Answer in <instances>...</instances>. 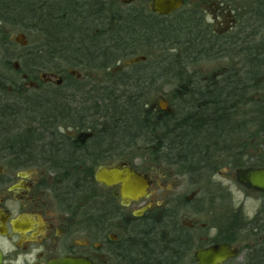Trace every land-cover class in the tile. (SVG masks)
Wrapping results in <instances>:
<instances>
[{"label":"flooded vegetation","instance_id":"obj_1","mask_svg":"<svg viewBox=\"0 0 264 264\" xmlns=\"http://www.w3.org/2000/svg\"><path fill=\"white\" fill-rule=\"evenodd\" d=\"M154 1L63 0L69 59L75 61L94 60L100 55L101 47L104 44H110L109 40L118 36L119 33L115 29H117L118 20L123 18L128 22L125 26L126 30H133L132 24L137 20V24L142 21L148 29L153 23V27H156L159 33L164 31L167 24L172 21L176 31H179L183 38L187 39L180 42V45L185 46L189 43L194 49L203 47L207 49L212 46L215 51H219L220 48L224 49L221 53L215 52V55L210 57L201 55L202 60L229 58V47L233 40L243 46L256 44L259 40L257 37H253L251 30L253 25L248 21L256 19L257 16L254 17L253 8L255 7L254 9L259 12L260 7H256V5L260 2L264 3V0H243V2H239L240 6L238 7L234 6L233 1L230 0H182V6L168 14L156 12ZM118 9L124 10L119 17L116 16ZM103 11L106 13L108 11L107 14H111L102 15ZM247 15H251L248 16L249 19H247ZM1 23L4 24L0 21ZM106 23L109 26L103 29L100 36L102 39L95 40L91 31L94 30L95 32H93L96 33L98 30L94 27L99 24L106 25ZM75 24L80 25L78 30L73 29ZM115 45L116 43L113 44V46ZM72 46L79 47L81 52L76 54V50H73ZM109 50L112 51V49ZM104 51V56L108 59L112 53ZM136 64L138 63L134 62L130 65ZM67 71V73L44 71L40 74L38 81L30 80L29 75L23 73L22 79L29 82H24L23 87L16 89L33 90L37 98L44 94L50 96L49 87L57 90L64 88H69L70 91L76 90L73 84L76 83V80H81L82 75H76L71 69ZM189 73L198 76L200 80L208 81L219 79L225 72L221 71V73H213L209 76L200 74L199 70L195 69L190 70ZM93 90L97 89L93 88ZM2 97L0 95V98ZM44 105L45 103L17 104V111L26 112L24 118L5 119L6 113L1 110L0 116L3 117H0V124L12 121L16 125L15 131L18 125L22 124L31 126L28 128L30 131H38L36 125L39 126L44 122L57 123L58 119H37L31 116L36 112L35 106L43 107ZM63 108L65 110L64 118L60 122L64 128H57L56 135L53 133V129L46 128L47 134L43 135L48 140L49 149L54 151L53 149L56 147V153L60 157L50 169L37 165L35 161L20 159L27 155V152L20 147L15 152L0 147V251L3 256L1 264H52L56 260L65 259L69 260L66 264H80L82 259L90 264H112V259H115V263L119 264L116 258L117 251L122 246V240L126 237L124 234L121 235L122 230H125V234L128 235L133 229L126 223L146 215L149 221L160 220L165 213L166 209L163 206L166 203L162 205L158 193L155 192V189L163 188L161 177L166 178L177 173L173 180L179 181V185L188 184L195 188L196 192L193 191L191 197H187L189 200L193 198V194L201 190L202 186L197 187L199 181L210 175L214 177L218 173L217 159L219 157L229 159L226 164L229 176H232L236 183L245 189L247 188L237 181L236 170L264 167V159L258 158L260 154H264V139L258 140L257 137H254L245 149L244 134L243 136L239 134L238 139L241 140L239 143L242 144H235L229 150L231 143L229 142L228 127L225 128L226 133L222 143L225 150L211 151L209 159L205 161V166L202 167L203 169L201 168L202 170H198L199 167H189L191 165L189 164L190 158L189 162L186 159L188 167L181 166L179 169L181 171L174 172V174L170 170L166 172V168L164 170L160 165L148 162L151 152L147 147L149 143L143 152L147 164L142 167L135 166L125 159L117 160L116 125L110 122L108 125V119H104L101 123L97 122L94 118L86 117V114L82 112H77V116H73L72 108L67 106ZM170 111L171 107L168 112ZM17 121L19 122L17 123ZM228 121V119L225 120V123L228 124ZM0 128L2 129V127ZM1 129L0 132L3 130ZM259 142H263L260 145L263 146V149L259 147ZM256 145L258 148H255ZM237 146L243 148L237 149ZM252 147L254 151H252ZM157 151L161 157L164 155V150ZM13 152L18 159L11 160L12 162L7 161ZM151 153H156V150L153 149ZM244 155L248 156L246 161L242 158ZM251 158L258 159V163L249 164ZM164 159L167 160V157L164 156ZM167 161L169 162V160ZM260 161L263 163L260 164ZM119 163L130 166L142 177L148 179L150 182L149 193L144 199L125 205L119 195V185L106 186L96 180L95 175L100 168H113ZM182 164L185 163H180V165ZM183 176L187 178V181L182 178ZM229 176L224 178L230 179ZM154 184L158 185L153 190ZM215 184L218 185V189L227 190L228 188L221 181H216ZM260 194L264 195V193ZM118 206L130 210V212L122 216L117 213ZM135 206L138 208L134 209ZM141 209H145V211L142 215L137 216L136 212ZM193 225H190L191 229L194 227ZM218 243L231 244L225 240L213 241L202 247ZM232 246L238 248L234 244Z\"/></svg>","mask_w":264,"mask_h":264},{"label":"trees","instance_id":"obj_2","mask_svg":"<svg viewBox=\"0 0 264 264\" xmlns=\"http://www.w3.org/2000/svg\"><path fill=\"white\" fill-rule=\"evenodd\" d=\"M256 7H260V11H256L254 7V17L257 16L256 22H260L259 25L261 26L256 25L251 30L254 38L262 33V39H259L256 44L245 46L238 45L236 40H233L229 47V56L231 58L241 54L246 55L245 67L242 68L243 70L245 69L244 74L241 72L242 69L237 71V69L231 68L219 79L200 80L198 76L191 75L189 73L190 70H188L189 66L200 62V59L195 57L199 58L201 55L212 56L215 55V52L221 53L224 49L220 48L219 51H215L213 46L207 49H204V47L194 49L188 43L185 46L180 45L177 47L179 51L174 49V53L167 52L166 55L159 57L155 67L140 69L138 72L130 71L129 74L131 73V76L126 75V80L120 84L122 87L120 88V85H117L119 90H121L120 93L118 92V87L114 88L111 86L112 84L110 86L104 85L98 92V96H100L103 103L107 104L108 120L111 124L116 125V131L119 123V125L127 127L124 133L128 134L131 140L136 141L139 137L146 143H155L157 150H167L164 156L171 163H186V159L191 158V162L188 161L191 164L189 167H197L198 165V170L205 166V161L209 159L208 156L211 151L225 150L222 147V143L226 127H228L229 142L231 143L229 150L235 144L241 142L238 139L239 134L242 136L244 134L246 149L247 144L254 138L252 136L254 128L264 127V112H262L264 108H261V105H264V97L261 95L262 99H257L258 92H256L264 91V3L260 2ZM20 8L28 10L32 20L35 22L32 29L40 32L43 40L38 47H34L36 48L35 51L29 52L24 57L25 64L16 72L27 73L30 76L29 71H27V65L29 64L31 68L36 70L63 73L61 62L57 61L59 54L63 56V53H68L66 46L67 28L65 26L66 23L62 19L65 12L62 0H40L39 2H34L33 0H0V21L4 24L9 23L11 26H15L14 24L19 23L16 18L20 14L15 13V11H19ZM20 21L23 22L24 20L20 19ZM126 23L128 22L124 18L118 20L119 27L124 29L120 28L118 36L113 40H109L110 44H108V48H112L117 56L118 54L124 55L121 59L127 57L129 53H134L135 50L133 49H137L139 44L148 40L146 38L147 33L140 31L144 28H138L140 22L131 31L126 30ZM79 26V24H75L73 29L78 30ZM153 26L154 24L151 23L149 29L147 28L148 32H155L160 38L159 31ZM3 27L5 28L6 26ZM3 27L0 26V44L6 46L11 44V41ZM168 27L169 25L162 31L163 37L157 40L158 44L177 37V35H172L173 31L175 32L176 30ZM73 40L77 41L76 39ZM148 42L153 46V40L150 39L146 43ZM114 43H116L115 46H113ZM72 49L76 50V54L81 52L79 47L72 46ZM109 49H106L103 45L101 47L102 56L105 55L104 50L108 52ZM114 60L102 59L97 62V66L101 68L108 67ZM64 63L68 67H88L89 65L87 64H92L93 61H75L65 58ZM134 78L135 80H133ZM7 79L2 75L0 76V95L3 96L0 98V111L4 110L7 112L4 116L5 119L16 117V107L19 103H24L25 105L34 103L50 104V106L44 105L43 107L35 106L34 108L37 112H34V115L37 116L38 114L44 119L61 117V114H51L53 110H60L64 107L61 103L64 100L63 97L57 94L60 90L53 89L50 96L44 94L37 98L33 90L15 88L8 91V85H11L12 82H8ZM173 80L176 86L168 98L171 111L168 112L159 108H145V100H150L152 95L148 94L147 91L152 90L157 82ZM23 86L24 84H20L15 87ZM251 88H254L252 94L249 93L252 90ZM148 92L152 93L151 91ZM146 104L148 105V103ZM15 108L16 113L10 114L15 111ZM40 109L43 110L41 111ZM227 119L229 120L228 124L225 123ZM6 123L3 122L0 127L4 129ZM8 123L9 128L6 132L11 136L13 135L10 132L12 122ZM45 124L41 123L40 125ZM46 134L43 131H36L35 134L29 132L26 138L21 141V134L17 133V136L12 137L11 144L5 149L15 151L16 148L20 147L24 150L25 142L27 143L29 137L32 135L40 137ZM239 144L241 145L242 143ZM242 148V146H237V149ZM14 158L18 159L15 156ZM15 159L11 158L10 160ZM20 159L25 158L21 157ZM263 212L264 207L260 212L261 218L264 219ZM152 220L147 221L141 228L132 229L130 234L125 235L126 237L122 240V246L117 251L119 264H178L185 261V255L193 249L192 237L185 230H182L177 223L175 224L173 213H163L160 218L161 221ZM262 226L264 228V224ZM161 228H165L169 232L171 230L174 235L167 239V231ZM159 231H165L163 239L158 237ZM225 241L230 242L229 240ZM129 252L133 253L134 256L132 257L131 254L128 257ZM241 264H264V244L250 247Z\"/></svg>","mask_w":264,"mask_h":264},{"label":"rangeland","instance_id":"obj_3","mask_svg":"<svg viewBox=\"0 0 264 264\" xmlns=\"http://www.w3.org/2000/svg\"><path fill=\"white\" fill-rule=\"evenodd\" d=\"M34 2H39L40 0H33ZM61 1V0H60ZM233 1L234 6L238 7L240 6L239 2H243V0H230ZM63 4V0H62ZM64 6V5H63ZM124 10L118 9V12L116 13V16H120V14H123ZM15 13H20L17 15V18L19 23L14 24L15 26H11L9 23L7 24H0V26H6L3 30H5L7 37L11 41V44H8L6 46L0 44V76L8 78V82H12L11 85H8V91H11L19 86L20 84H24L25 81L22 79L23 73H17L15 68V63L18 65L20 64V67L25 64L24 57L32 51H35L36 48L42 43V35L40 32L32 29L33 24L35 23L32 20V17L30 16V13L27 9L20 8L19 11H15ZM108 13V11H107ZM105 11H103L102 15H110L107 14ZM22 14V17H21ZM254 16V14H252ZM247 15V19H249ZM252 16V17H253ZM24 20L23 22L20 21ZM62 19H64V16H62ZM210 19V17H209ZM246 19V20H247ZM141 20V19H139ZM137 20H135V23L132 24V27L135 28L137 26ZM138 24V28H144L140 31L142 33H147L146 38L148 40H153V46L150 45V43H141L137 46V49L134 53H129L132 55H129L125 57L124 59H121L123 54L117 56L115 52L108 51L107 53H112L111 56L108 57V60H114L112 63L105 68H101L97 66V62H100L102 59H106L105 56H102V50L100 52V55H98L93 61L92 64L88 67L84 66H67L66 63H64L65 58H69L68 53H63V56L58 55L57 61L61 62V68H63V73H67L68 69H71L75 72L76 75H82L81 80H76V83H74L73 87L76 88V90H71L69 88H64L57 92L58 95L63 97V101L61 102L63 106H67L69 108H72L71 111H73V116H77V112L85 113L86 117L95 119L97 122H102L104 119H108L109 112L106 109L107 104L103 103L101 101L100 96H98V92L104 85L113 86L114 88L118 87L120 84L124 83L126 80V75L129 74L130 71H140V69H150L152 66L155 67V63L158 61L159 57H162L168 53H174V49H177L176 51H179L177 47L180 46V42L187 40L183 38V35L179 31H173V36L177 35V37H174L166 42H163L161 44L157 43V40L163 37L162 32L159 33L160 38L157 36L155 32H148V27L146 24L141 23ZM171 23L167 24L169 25V29L176 30L174 27V22L170 21ZM64 23V22H63ZM91 23V21H90ZM248 23H251L253 25L252 27L259 25L260 22H256V19H250ZM127 24V23H126ZM109 24L103 25L99 24L94 27V29L98 30L96 33L91 31L92 37L97 40L101 36V33L105 27H108ZM120 25L117 24L115 30H119ZM128 26V25H127ZM261 26V25H259ZM172 32V31H171ZM170 33V32H169ZM175 33V34H174ZM18 34H24L25 38L27 40V45L22 46L18 42L14 41V37ZM181 34V35H180ZM109 35V34H108ZM157 36V38H155ZM258 39H262V33L257 35ZM102 39V38H100ZM187 45V44H185ZM29 46L28 48H26ZM106 49H109L108 44H104ZM181 48V47H180ZM112 49V48H110ZM132 50V51H133ZM182 50V49H181ZM99 53V51H98ZM125 53V52H124ZM127 53V52H126ZM56 56V54H55ZM117 58H115V57ZM245 54H241L236 57H230L229 58H220L218 60H202L201 57H196V59H200V62L197 64H193L189 66L188 70H199L200 74L209 75L211 76L213 73H221V71L226 72L229 71L231 68L242 69L244 68L245 64ZM52 57V55H51ZM141 57V60L139 62H136L138 64L133 65V67L127 66V64L124 65L123 62H126L130 59ZM210 57V56H209ZM57 58V57H56ZM63 58V59H62ZM121 59V60H120ZM107 60V59H106ZM59 62V63H60ZM96 62V64H95ZM9 65V66H7ZM125 66V67H124ZM20 67L18 69H20ZM66 69V71H64ZM27 71H29L30 80H37L40 78V74L44 72L41 69H35L31 68L29 64L27 65ZM245 69L241 70V72L244 74ZM62 73V72H61ZM135 75V74H134ZM35 78V79H34ZM135 80V78L133 79ZM176 83L173 81H160L157 82L152 88L151 91V99L145 100L144 106L145 108H152L154 109L156 106L161 109H169V103L168 98L172 94L171 92L174 91V87ZM25 85V84H24ZM28 85V84H27ZM118 85V86H117ZM66 87V86H65ZM81 87V89H80ZM122 86L120 85V88ZM48 88V87H46ZM48 90L49 93L53 92V88L49 87ZM93 88L97 90H93ZM134 89V88H133ZM252 90L249 92L252 94L254 91V88H251ZM250 90V89H249ZM121 90L118 92L120 93ZM256 91V90H255ZM258 92V98L262 99V96L264 97V91H256ZM87 93V94H86ZM150 98V97H149ZM255 99V98H254ZM45 106H50V104H45ZM83 106V107H82ZM82 107V108H81ZM264 108V105H261V108ZM51 108V107H46ZM41 110V109H40ZM43 110V109H42ZM41 110V111H42ZM61 108L60 110H53L52 113H56V115H60V118L55 117L54 119H58L57 123H46L45 125H36V127L39 129L38 131L45 132L46 128L53 129L54 134L56 135V129H62L64 128V125L61 126L60 120L64 118V112ZM76 113H75V112ZM37 112V111H36ZM264 112V111H262ZM5 113H7L5 111ZM16 113V112H15ZM10 113V114H15ZM26 112L24 111H17L15 114L17 118H24ZM32 113V112H29ZM63 115V117H62ZM33 117L37 119H42V116H39L37 114L33 115ZM13 118V117H12ZM261 118V117H260ZM44 119V118H43ZM12 122V121H11ZM19 121H17L18 123ZM45 123V122H44ZM109 125V120H108ZM41 126V128H40ZM31 126L27 124L18 125L16 131V125L14 123H11L10 126V132L13 135L7 134V130L9 128V123L7 122L4 126V129L0 132V143L2 147L8 148L9 144H11L12 137L17 136V133H20V140L26 138V135L31 132L32 134H35L34 131L28 130ZM45 129H43V128ZM127 127L123 125H119L118 123V129L116 131L117 137V160L125 159L127 161H130L131 164L135 166L146 165V158L144 159V149L145 146L148 145L146 142H143L139 137L136 139V141L131 140L128 134L124 133V130H126ZM124 133V134H122ZM42 136V137H41ZM39 136H27L29 137L27 140V143L25 142V149L23 151L27 152L26 156H22L25 159L35 161L37 165H40L42 167H45L46 169H50V167H53L54 163L60 159L59 155L56 153L57 148L55 147L52 151L49 149L47 145V139L43 135ZM252 136L257 137L258 140L264 139V127H255L254 133ZM55 140L57 138L53 136ZM244 137V136H243ZM8 139V140H6ZM22 143V142H21ZM263 143V142H262ZM261 142L258 143L259 147L263 149V146H260L262 144ZM17 144V143H16ZM258 145L255 146V148H258ZM148 149L153 152L156 150V153L150 152L149 161L151 164L160 165L162 169L166 172L172 171L174 172L181 171L179 170L181 166L188 167V163L180 165V163H171L164 159V155L167 152V150H164V155L161 157V154L157 153V149L155 146V143L149 144L147 146ZM17 149V148H16ZM15 149V150H16ZM8 150V149H6ZM11 151V150H10ZM14 151V150H13ZM252 151L253 147H252ZM12 152V151H11ZM15 152V151H14ZM14 152L10 155V157L7 158V161H11L10 159L14 158ZM31 155H28V154ZM254 153V152H253ZM221 154V153H220ZM158 155V156H157ZM235 155H238L235 153ZM166 157V156H165ZM253 157V156H251ZM244 158V161L248 159V156L244 155L242 156ZM259 159H264V154H260ZM252 160H249V164H257L258 159L251 158ZM218 173L213 177V175H210L208 178L203 179L197 183L198 186H202L201 190H199L196 194H193V198L187 200V197H191V194L195 191V188L190 187L188 184H182L179 185V181L173 180L174 175H170L169 177H161V183L163 188L162 189H155L157 187L156 184H154L153 190L155 189V192L158 193V197L161 201V204L164 205L163 207L166 209V213H173L174 215V222L179 227H181L182 230H185L188 235H190L192 239V247L190 251L187 252V255H185V261L183 263L187 264L191 262V259L193 257V252L198 248L205 246L209 243H212L213 241H223V240H229L232 244H234L236 247L239 248V256L237 258L231 259L225 264H241L244 261L245 254L252 246H259L264 244V219L261 218V210L264 207V195L260 193H255L248 191L245 188H242L236 181L232 178V176H229L228 169L226 168V164L229 161V159L224 157H219L218 159ZM13 161V160H12ZM11 161V162H12ZM190 161V158L188 159ZM153 162V163H152ZM263 162L260 161V164ZM198 167V165H197ZM234 169V168H233ZM168 170V171H167ZM205 171V170H203ZM232 171V169H231ZM53 176L54 173H53ZM229 176L230 179H226L224 177ZM185 181H187L186 177H182ZM178 179V178H177ZM223 182L226 186H228L227 190L218 189V185L215 184V182ZM138 207L135 206L134 209H137ZM127 212H130V210L119 208L117 207V213L120 215H125ZM264 213V212H263ZM149 221L147 218V215L140 219H134L130 221L129 223H126L127 225H130L131 228H141L143 224H146V222ZM157 222L159 220H156ZM161 221V220H160ZM194 224L193 228H190V225ZM189 225V226H188ZM167 231L166 237H171V235H174L172 231L170 232L165 229L161 228ZM159 229V230H161ZM123 231V232H122ZM121 235L125 233V230H122ZM118 232V231H117ZM120 232V230H119ZM165 231H159L158 237L160 239H163L165 237L164 234ZM189 238V239H190ZM132 254V257L134 256L133 253L128 254V257H130ZM184 257V255H183ZM117 258V256H116ZM115 259H112L111 263H115ZM118 263V262H117Z\"/></svg>","mask_w":264,"mask_h":264},{"label":"water","instance_id":"obj_4","mask_svg":"<svg viewBox=\"0 0 264 264\" xmlns=\"http://www.w3.org/2000/svg\"><path fill=\"white\" fill-rule=\"evenodd\" d=\"M182 0H155L154 10L161 14H168L180 6ZM14 41L20 45H27L24 34H18L14 37ZM140 58H134L130 62L138 61ZM15 63V68L18 69ZM96 180L106 186L119 185V195L123 204L128 205L133 201H139L148 195L150 182L147 178L142 177L130 166L117 164L113 168L102 167L96 175ZM237 181L249 190L254 192H264V167H248L236 170ZM145 209L136 212L137 216L142 215ZM239 255V249L234 248L229 243H218L195 251L194 261L189 264H224L227 260L233 259ZM3 256L0 251V264ZM69 260H56L52 264H66ZM74 261V260H70ZM80 264H90L85 260H80ZM183 264V263H180Z\"/></svg>","mask_w":264,"mask_h":264}]
</instances>
